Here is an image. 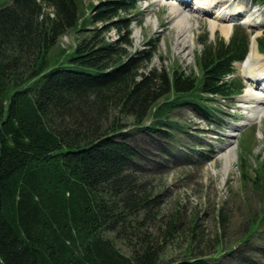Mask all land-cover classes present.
<instances>
[{
	"label": "trees",
	"instance_id": "1",
	"mask_svg": "<svg viewBox=\"0 0 264 264\" xmlns=\"http://www.w3.org/2000/svg\"><path fill=\"white\" fill-rule=\"evenodd\" d=\"M89 1L86 13L80 0H0V264H213L193 237L183 257L163 258L184 226L164 212L126 135L159 136L169 155L182 148L175 131H189L174 109L221 116L214 106L243 92L242 76H227L250 36L238 27L229 40L199 37L198 70L149 67L155 39L131 48L138 1ZM68 32L74 45L54 57ZM258 41L264 52V35ZM255 170L244 176L262 185L264 159ZM112 233L135 240L130 253Z\"/></svg>",
	"mask_w": 264,
	"mask_h": 264
},
{
	"label": "rangeland",
	"instance_id": "2",
	"mask_svg": "<svg viewBox=\"0 0 264 264\" xmlns=\"http://www.w3.org/2000/svg\"><path fill=\"white\" fill-rule=\"evenodd\" d=\"M137 1L141 12L128 14L132 19L134 38L131 48L150 47L147 41L155 39L157 51L149 67L161 68L180 63L186 70L190 67L198 70L196 54L198 56L203 48L200 38L206 33L210 39L222 37L227 40L229 37L221 28L213 31L210 18L204 14L192 16L194 24L189 31L170 13L168 3ZM84 2L80 0L81 7L87 11ZM252 4L258 8L264 5L254 0ZM238 26L246 29L251 40L256 36L257 43L258 37L264 33V30L257 33L240 21L234 23L233 31ZM108 35L109 39L118 37L114 29ZM75 40L72 32L65 33L53 49V56L58 58L61 49L72 47ZM238 62L235 63L236 73L244 77L246 86L245 75ZM240 96L230 105L228 101L215 105L216 109L222 110L219 111L221 116L211 121L189 108H175L174 117L182 120L189 132L175 131L184 143L179 145L182 148L171 149L173 155L163 152L165 139L133 129L127 132L128 140L142 153L139 169L145 181L150 187L163 191L164 212L169 217L179 216L184 226L166 247L165 260L178 259L190 252V239L193 237V251L212 252V256L218 257L213 264H251V261L264 264V181L260 185L253 177L244 176V171L254 176L255 169L264 159V117L235 130L236 124L248 116V109L239 102ZM234 132L236 135L231 136ZM235 144L236 157L226 168L225 153ZM192 223H196L194 232L190 230ZM111 236L124 252H131L135 240L118 238L115 233Z\"/></svg>",
	"mask_w": 264,
	"mask_h": 264
},
{
	"label": "bare ground",
	"instance_id": "3",
	"mask_svg": "<svg viewBox=\"0 0 264 264\" xmlns=\"http://www.w3.org/2000/svg\"><path fill=\"white\" fill-rule=\"evenodd\" d=\"M168 3L170 13L184 29L192 31V16L196 13L210 18L211 28L215 31L221 28L227 37L231 35L234 23L242 21L260 33L264 30V7L258 8L251 0H193L196 8L187 7L183 0H158ZM201 2V4H198ZM200 6V9H197ZM250 50V49H249ZM247 56V55H246ZM242 69L247 85L239 98V102L248 109V116L243 122L236 124L235 130H241L246 125L261 121L264 117V55L260 53L256 36H253L251 50L248 56L238 62ZM234 132L231 136H235ZM225 165L228 168L236 157V144L225 153Z\"/></svg>",
	"mask_w": 264,
	"mask_h": 264
}]
</instances>
